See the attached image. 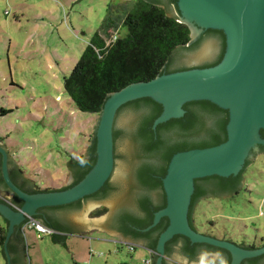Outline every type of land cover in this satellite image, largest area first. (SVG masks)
<instances>
[{"label": "water", "instance_id": "1", "mask_svg": "<svg viewBox=\"0 0 264 264\" xmlns=\"http://www.w3.org/2000/svg\"><path fill=\"white\" fill-rule=\"evenodd\" d=\"M174 1L177 8L172 6V9L165 10L169 16L190 28L191 40L186 47L199 43L197 49L182 61L197 63L213 59L217 51L216 41L209 36L204 38L202 34L215 30L222 31L226 38L225 54L221 62L213 67L163 74L151 81L134 83L110 94L99 114L91 144L93 141L96 143V162L78 184L67 189L37 193L22 190L13 182L9 154L0 146L4 183L23 202L18 207L0 200V217L8 224L3 247L6 264H26L17 241L20 229L29 216L36 218L40 209L67 206L83 200L99 192L110 180L111 189L102 202L85 200L79 209L67 210V216L86 231L82 234L129 240L110 230L112 227L107 222L109 214L100 219H88V215L100 206H110L113 208L111 213H115L126 196L128 178L134 164L133 142L122 132L115 143L114 128L116 125L118 131L128 129L130 116L126 110L119 115L118 112L126 104L143 98H151L163 106L162 114L153 124L154 130L160 124L182 118L186 113L184 105L189 102L209 101L229 112L225 142L213 147L179 152L172 157L162 180L166 207L155 213L153 224L144 230L154 228L164 217L169 220L168 227L159 237L157 255L153 254L157 259L152 258V264L164 263L168 258L166 244L175 236H184L191 243L225 249L232 257L230 264H242L247 259L264 255V246L253 249L201 234L189 221L196 181L213 176H238L247 162L256 161L254 153H258L259 147L264 146L261 134L264 130V0ZM73 166L69 164L71 179L68 186L73 181ZM231 195L220 194L218 197ZM205 254L218 257L217 253H203L195 260H190L176 253L173 259L188 260L189 264H216L202 261L201 257Z\"/></svg>", "mask_w": 264, "mask_h": 264}, {"label": "rangeland", "instance_id": "2", "mask_svg": "<svg viewBox=\"0 0 264 264\" xmlns=\"http://www.w3.org/2000/svg\"><path fill=\"white\" fill-rule=\"evenodd\" d=\"M124 1L0 0V137L12 160L41 189L68 186L69 164L85 153L94 137L99 116L79 111L66 95L64 83L93 36L102 32L106 18L117 21L119 37L128 34L124 19L138 2ZM112 211L100 206L88 219ZM193 216L201 234L243 246L264 241V154L248 168L238 194L198 201ZM26 234V264H69L64 247L46 242L50 236L37 239L31 231ZM93 246L101 251L94 252L102 254L100 262L125 264L134 258L133 264H144L151 258L141 246L135 250L122 244ZM217 258L205 254L201 260L214 263ZM0 264H6L1 246Z\"/></svg>", "mask_w": 264, "mask_h": 264}, {"label": "trees", "instance_id": "3", "mask_svg": "<svg viewBox=\"0 0 264 264\" xmlns=\"http://www.w3.org/2000/svg\"><path fill=\"white\" fill-rule=\"evenodd\" d=\"M158 2L161 5L165 4V0ZM123 24L127 27L128 34L119 37L114 44L107 47L103 35H107L110 29L116 30L118 25L115 19L106 18L102 23V33L97 32L93 36L73 72L65 79V93L79 111L99 116L110 94L134 83L151 81L163 74L193 69L189 66L191 63L183 62L182 59L197 49L199 43L186 47L191 40L190 28L186 24L179 23L177 18L169 16L162 6L141 0L137 7L126 15ZM206 36L216 41L217 51L213 59L198 68L216 66L225 54L226 38L222 31L208 30L203 37ZM124 110L130 116V123L128 129L123 131H118L115 125L114 141L116 143L122 132L131 138L134 164L128 178L126 196L116 211L115 217L118 223L116 228L135 239H144L153 235L154 242L146 248L156 251L159 237L169 225L168 218L164 217L154 228L144 230L153 224L155 213L166 207L167 200L162 180L166 176L172 157L179 152L213 147L225 142L229 112L209 101L189 102L184 105L186 113L182 118L160 124L154 130L153 124L163 112L161 104L151 98H143L123 106L118 115ZM1 113L6 115L5 111ZM261 134L264 138V130ZM261 148L264 152V146ZM90 151L92 152L90 162L83 163L80 160L74 164L79 173H75V183L71 186L78 184L93 168L96 162L95 141ZM73 163L70 165L72 166ZM241 175L243 173L236 177L213 176L196 181L189 212V221L194 229L196 225V217L193 216L194 207L198 200L201 201L206 194L218 197L225 190L231 193L238 192ZM26 180L30 185L29 193L42 190L34 180L30 178ZM110 181L99 192L87 198L104 200L111 189ZM58 187H61V184ZM58 187L55 190H64L70 186ZM49 190L54 189L48 188L47 191ZM13 204L21 207L23 202L16 196ZM77 204L40 209L36 218L53 230L68 233L69 223L64 216L54 220L45 219L43 214L64 211ZM7 225L0 228L1 247L5 242ZM52 236L55 237L57 234ZM179 238L184 242V247L179 253L190 260H195L204 252H211L220 253L225 260L224 264H230L232 261L230 253L225 249L208 244L191 243L184 236H175L174 240L166 244L168 258L174 255L171 243H176ZM153 259L157 258L153 257ZM242 264H264V255L247 259Z\"/></svg>", "mask_w": 264, "mask_h": 264}, {"label": "flooded vegetation", "instance_id": "4", "mask_svg": "<svg viewBox=\"0 0 264 264\" xmlns=\"http://www.w3.org/2000/svg\"><path fill=\"white\" fill-rule=\"evenodd\" d=\"M119 1H124V0H119ZM126 2L127 1H131V0H125ZM124 1V2H125ZM134 1H141V0H134ZM145 2H148V3H153V4H156V5H159V6H162L163 8H169V9H172V6L173 7H176L177 8V5H176V2L174 0H165V4L164 5H161L158 0H143ZM138 5V4H137ZM208 32V31H205L202 35L204 36L205 33ZM208 62V61H206ZM206 62H197V63H191L189 64L190 67H193V68H198L199 66L203 65L204 63ZM0 146L3 147L4 149L7 150L8 154H9V151H8V148L7 146L5 145L3 139L0 137ZM262 146L259 147V152L257 153H254V155H256V158L261 155V154H264V152L262 151ZM9 169H10V175L12 176V180L13 182L20 186L22 189H24L25 191H30V185L29 183H27V180H26V175L24 174V171H22V169L12 160L10 154H9ZM115 159H117V154H116V150H115ZM92 160V152L90 151L89 152V156L87 158V160L83 163H88ZM254 162L252 160H250V162H247L246 163V166L244 167V170H243V175H241V180L239 181V187H238V192H230V191H224L222 194H227V193H231V194H238L245 186V173L247 172L248 168L253 164ZM72 170H73V181L72 183L69 185H73L75 183V173H79V171H77V168H75V166L72 167ZM202 185H204V183H202ZM42 191H47V189H42L41 191L39 192H42ZM49 191H56V190H49ZM210 194H206L202 197L201 201L202 200H206V199H209L210 197ZM0 198H2L3 200H5L6 202L10 203L11 205H14L13 204V201L16 199V196L13 195L6 187V184L4 183V180H3V176H2V155L0 154ZM88 199H93V198H84L83 200H80L76 203L77 206L75 207H69L67 210H76V209H79L81 207V205L83 204V202L85 200H88ZM103 200H98V202H102ZM199 201V200H198ZM75 204V203H73ZM71 205V204H70ZM192 205V204H191ZM68 206V205H67ZM67 210H64V211H59V212H47L46 214H43L44 215V218L45 219H54V220H58L59 218H61V216L65 217L66 220H68V225H67V230H68V234L69 235H76L74 233H85L86 231L83 230L81 227L80 224H77V223H73V221L70 220V218H68L67 216ZM116 216V212L114 213H110L109 216H108V224L110 227H112L110 230H112L113 232H115L116 234H119L121 235L122 237L126 238V239H129V240H132L134 242H138L142 245H144L145 247H147L149 244L153 243L154 242V236L151 235L150 237L148 238H144V239H135L133 238L132 236H128V235H125L123 233H121L119 230H117V218L115 217ZM38 219V218H37ZM193 222V220H192ZM6 221L3 220V218L0 217V227H5L6 226ZM174 240V239H173ZM167 246V245H166ZM245 247H251L253 249H256V248H260L262 246H264V241L260 242V244H257V243H250V244H244ZM21 246H19L20 248ZM171 247L174 251V255L172 256V258H175V254L176 253H179L180 250L184 247V242L181 238H179V240L177 239L176 243H171ZM204 253H209V252H204ZM211 253V252H210ZM180 254V253H179ZM203 254V253H202ZM218 254V258L216 260V264H224L225 263V260L223 259L222 255L220 253H217ZM201 254H199L197 256V258L200 256ZM183 256V255H182ZM172 258H167L163 264H170V262L168 260H171ZM187 258V257H186ZM17 260L19 261V252L17 251Z\"/></svg>", "mask_w": 264, "mask_h": 264}, {"label": "crops", "instance_id": "5", "mask_svg": "<svg viewBox=\"0 0 264 264\" xmlns=\"http://www.w3.org/2000/svg\"><path fill=\"white\" fill-rule=\"evenodd\" d=\"M100 33H102V32H100ZM91 138L92 137H90V143H89L90 146H89V148L85 151L84 154H82L80 156V158H78L73 163V165L76 162L80 161V160H81V162H85L87 160V157H88V154H89V150H90V147H91V144H92L91 141L93 140V139L91 140ZM69 176H70V179H71V174ZM26 177L30 178V179H32V180H34L36 182L35 179L31 178L27 174H26ZM50 182L54 183V181H50ZM58 186L59 185H49V187H46V188H50V189H54L55 190V188L58 187ZM58 188H60V187H58ZM7 227H8V225H7ZM7 231H8V229H7ZM27 231L33 232V235L36 236L37 239H43L44 237L49 236V235H45L42 238H38V236H37L35 231L29 230V229L23 230L22 228L20 229V236H19L17 242H18V245L21 246L19 249L23 253V255L25 257V261H26V249L28 248V243H27L28 236L26 234ZM74 234H76V235L70 236V239H72L71 242H69L70 239L67 238L68 237L67 235L66 236L65 235H63V236L62 235H57L55 237L54 236H50L51 240L46 241L47 243L49 241H51L50 243H52V244H54L56 246L64 247L69 253V264H112V262H110V263L106 262V261L105 262H100L99 259H101V258H98V257L101 256L102 254L98 253L97 255H94V252L95 251L101 252V251L96 250L95 247L93 246V244H96V245H98V244H101V245H104V244L110 245V244H112L115 248H116L117 244L125 245L128 248H130L131 246H134L135 249L137 248V246H141V247L146 248L144 245H142V244H140L138 242H134L132 240H124V239H116V238H109V237L85 235V234H78V233H74ZM0 238H1V233H0ZM3 247H4V245H3ZM3 247H1L2 250H3ZM133 262L135 263V259L134 258H133ZM133 262L132 261H128V262H125V264H133Z\"/></svg>", "mask_w": 264, "mask_h": 264}, {"label": "built area", "instance_id": "6", "mask_svg": "<svg viewBox=\"0 0 264 264\" xmlns=\"http://www.w3.org/2000/svg\"><path fill=\"white\" fill-rule=\"evenodd\" d=\"M118 34L117 32H109L108 35H105L103 37V41L105 42L107 47H110L112 44H114L117 40H118ZM23 229H30L33 230L37 233L38 238H41L45 235H55V234H60V232L55 231L49 227H47L46 225H44L39 219L34 218V217H28V221H26L23 224ZM131 250H134V247L131 246L130 247ZM153 254L156 255L155 251H151L150 255H151V259L153 258ZM146 260L144 262V264H151L152 260Z\"/></svg>", "mask_w": 264, "mask_h": 264}, {"label": "clouds", "instance_id": "7", "mask_svg": "<svg viewBox=\"0 0 264 264\" xmlns=\"http://www.w3.org/2000/svg\"><path fill=\"white\" fill-rule=\"evenodd\" d=\"M112 31H113V32H117L118 29H116V30H115V29H114V30H113V29H110V30L108 31L107 35L109 34V32H112ZM104 36H105V35H103V37H104ZM118 38H119V37H118ZM0 200H3V199L0 198ZM24 223H25V222H24ZM24 223H23V224H24ZM43 224H44V223H43ZM44 225H45V224H44ZM47 227H48V226H47ZM22 229H23V226H22ZM23 230H24V229H23ZM25 230H26V229H25ZM29 230H30V229H29ZM36 234H37V233H36ZM66 234H68V233H66ZM69 234H70V233H69ZM57 235H62V236H63V235H65V233L60 232V234H57ZM49 236H52V235H49ZM65 236H66V235H65ZM41 238H42V237H41ZM133 247H134V246H133ZM147 249H148V248H147ZM148 250L152 251L151 249H148ZM155 252H156V255H157V251H155ZM151 260H152V259H151ZM151 264H152V261H151Z\"/></svg>", "mask_w": 264, "mask_h": 264}]
</instances>
